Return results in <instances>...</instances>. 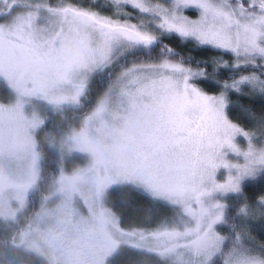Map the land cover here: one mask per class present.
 Wrapping results in <instances>:
<instances>
[{
    "label": "snow or ice",
    "instance_id": "6c2138e0",
    "mask_svg": "<svg viewBox=\"0 0 264 264\" xmlns=\"http://www.w3.org/2000/svg\"><path fill=\"white\" fill-rule=\"evenodd\" d=\"M69 21L97 86L118 80L122 119L160 162L159 176L130 178L129 201L142 192L152 205H128L142 214L123 233L138 242L130 251L157 264H264V0H0V34L55 46Z\"/></svg>",
    "mask_w": 264,
    "mask_h": 264
},
{
    "label": "rangeland",
    "instance_id": "374dc122",
    "mask_svg": "<svg viewBox=\"0 0 264 264\" xmlns=\"http://www.w3.org/2000/svg\"><path fill=\"white\" fill-rule=\"evenodd\" d=\"M55 33V46L46 38L29 39L23 29L0 34L10 47L0 53V82L14 97L9 105L0 103V218L20 221L15 246L47 264H107L121 247L138 243L123 235L130 229H123L107 208L108 190L129 185L136 168L159 176L160 162L149 139L122 119L119 82L113 77L63 143L68 156L84 155L87 163L69 173L59 171L40 187L35 133L43 119L37 102L54 109L77 107L92 79L75 25L69 21ZM84 35L88 41L96 39L92 32ZM19 41L24 49L11 44ZM96 44L102 47L100 41ZM105 98L107 103L98 111ZM86 245L84 259L81 247Z\"/></svg>",
    "mask_w": 264,
    "mask_h": 264
},
{
    "label": "trees",
    "instance_id": "16d2710c",
    "mask_svg": "<svg viewBox=\"0 0 264 264\" xmlns=\"http://www.w3.org/2000/svg\"><path fill=\"white\" fill-rule=\"evenodd\" d=\"M49 2L56 5L59 0H49ZM70 2L87 5L89 0H70ZM8 43L0 36V53L10 51ZM11 44L24 49L20 41L11 42ZM172 47H175V45H172ZM1 61H3V58H0ZM98 79L99 77L91 79L84 94L79 98L77 107L54 109L44 103L37 102L36 111L43 119L42 125L35 133V144L40 158V187H44L59 171L63 170L69 173L87 163V157L84 155L74 154L68 156L63 148V143L71 128L78 127L79 119L86 111L91 109L98 96L105 89V85L97 86ZM13 99L14 97L8 87L0 82V103L9 105L13 102ZM257 111H260V109L257 108ZM129 191L130 187L127 184H116L108 190L106 195L107 208L118 217L120 226L127 230L138 227L136 221L142 218V214L129 210V203L137 209L147 210L152 207L148 202L149 198L141 192L136 193L138 200L130 202L127 195ZM159 215L167 217L171 213L161 209ZM21 227L20 221L13 223L0 218V264L2 261H9L11 264H47L45 260L28 254L15 246ZM252 235L256 241H260L259 229L253 232ZM107 264H157V262L153 256L146 252L133 254L129 247L123 246L108 259Z\"/></svg>",
    "mask_w": 264,
    "mask_h": 264
},
{
    "label": "flooded vegetation",
    "instance_id": "af4514ba",
    "mask_svg": "<svg viewBox=\"0 0 264 264\" xmlns=\"http://www.w3.org/2000/svg\"><path fill=\"white\" fill-rule=\"evenodd\" d=\"M86 248H87V245L81 247V253H82L84 259L87 257Z\"/></svg>",
    "mask_w": 264,
    "mask_h": 264
}]
</instances>
